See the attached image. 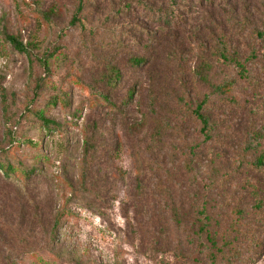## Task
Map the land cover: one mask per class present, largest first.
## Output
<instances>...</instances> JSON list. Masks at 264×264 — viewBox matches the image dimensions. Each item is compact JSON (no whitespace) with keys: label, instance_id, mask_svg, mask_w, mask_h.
Segmentation results:
<instances>
[{"label":"rangeland","instance_id":"374dc122","mask_svg":"<svg viewBox=\"0 0 264 264\" xmlns=\"http://www.w3.org/2000/svg\"><path fill=\"white\" fill-rule=\"evenodd\" d=\"M179 1L0 0V264H264V0Z\"/></svg>","mask_w":264,"mask_h":264},{"label":"trees","instance_id":"16d2710c","mask_svg":"<svg viewBox=\"0 0 264 264\" xmlns=\"http://www.w3.org/2000/svg\"><path fill=\"white\" fill-rule=\"evenodd\" d=\"M168 2V9L166 11H164L162 14L163 16H166V20H168V18H170L169 21L172 22V20L178 21V13H179V9L181 8L180 6V1L179 0H167ZM263 25H264V17H263ZM258 36L260 38L264 39V32H259ZM5 40L11 44V46L13 47L14 50L22 53V54H26L27 56L32 57V52L30 50V48L25 45V43L20 40L18 37H15L13 35H5ZM53 53H49V55H47L45 57V61L43 62L44 64V68L47 69L48 67V63H47V58L52 56ZM227 58V57H226ZM142 60L137 61L136 64H138L139 66L142 65ZM115 80V83L119 82V73H115L113 71V78L112 80ZM38 83V82H37ZM38 84L36 85L35 88H33V90L35 91L38 88ZM230 87L228 85H222L219 86L217 88H215L214 92L218 95H225L229 92ZM92 89V88H91ZM99 95L104 99L105 102L110 103L111 104V100L110 98L105 95L104 93H99ZM5 96V94H3V97ZM4 99V98H3ZM64 104H66L68 102V96L65 95V97L63 98L62 101ZM55 104V102H54ZM186 101L184 98H178V105L181 106L182 110H185L186 112H190L189 114V118H193L196 121L200 122V124L203 126V131H212L214 130V125L212 124L210 118L206 115V112H208V108H209V99L208 97H206L195 109H189L186 105ZM4 112L5 114L8 112L7 109V103L4 104ZM188 115V114H187ZM37 119L40 122L41 128H43L44 130L48 131V132H56L59 131L60 129H62L61 124L57 123L56 121L48 118L46 116V114H43L42 112H38L37 114ZM8 123L10 124V122L8 121ZM11 130H8V135H10ZM263 141H264V130L260 129V130H256L254 132H250L247 135L246 141L244 143V154L246 157H249L250 160L248 161V165L250 167V169H252L254 172L256 173H261L264 174V149H263ZM0 153H5V149H0ZM0 172L3 174V176H5L7 179H11L13 176H22L24 178H30L31 177V173L28 170H19L17 169V167H14L11 165V163L8 164H3L0 163ZM201 213L205 216L206 213V208H202ZM59 222V218L57 220ZM202 232H205L204 229H201ZM233 249L235 247H232ZM221 255H225V251L223 249H220ZM235 262V261H234ZM228 263H230V259L228 261Z\"/></svg>","mask_w":264,"mask_h":264}]
</instances>
